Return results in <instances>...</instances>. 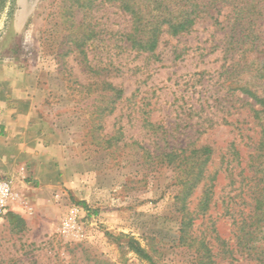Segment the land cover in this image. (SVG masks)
<instances>
[{"label": "rangeland", "instance_id": "rangeland-1", "mask_svg": "<svg viewBox=\"0 0 264 264\" xmlns=\"http://www.w3.org/2000/svg\"><path fill=\"white\" fill-rule=\"evenodd\" d=\"M199 1L211 3L220 22L229 15L221 3ZM129 26L114 1L7 0L0 7V83L9 97L32 103L56 172L47 184L12 182L21 202L11 212L25 224L0 218V264H149L134 245L155 264H197L180 243L176 172L158 158L187 145L214 151V204L196 227L219 253L217 263L259 264L223 254L235 245L225 210L241 203L236 196L255 159L264 169L261 127L246 98L228 90L227 31L204 17L188 34L164 35L147 54L125 41ZM85 40L84 56L73 44ZM103 79L123 90L121 100L104 98Z\"/></svg>", "mask_w": 264, "mask_h": 264}, {"label": "trees", "instance_id": "trees-1", "mask_svg": "<svg viewBox=\"0 0 264 264\" xmlns=\"http://www.w3.org/2000/svg\"><path fill=\"white\" fill-rule=\"evenodd\" d=\"M105 1L117 2L119 9L130 17V26L125 29L123 36L131 50L139 53H155L164 35L179 37L188 34L204 17H211L215 26L227 31L223 51L232 62L226 70L232 81L228 90L233 96L239 93L248 101L246 103L255 124L261 127L263 136L256 147L264 148V0H212V5L221 3L230 9L229 15L222 22L211 15V3L199 0ZM6 2L7 0H0V7ZM86 40L73 44L84 56L82 47L87 44ZM90 70L96 73L95 69ZM97 73L106 78V69H98ZM102 85L104 98L108 95L109 100L119 101L123 98V90L114 87L107 79L102 80ZM107 110L102 109L98 113L102 114ZM239 153V150H234L235 156H239ZM213 154L214 151L209 146L197 148L187 145L158 157L176 172L177 184L181 188L175 197L181 214L180 243L194 252L197 264H218L219 253L214 254L211 241H207L205 232H200L196 227L199 220L204 221L214 204L219 171L210 170ZM257 160L250 167L251 174L243 176L245 169L241 173L244 183L242 182L240 193L236 196L241 203L225 210V214L233 220L235 245L232 249H225L223 254L230 257L235 253L241 254L247 256V259L264 264V245H257L264 238V169H261L262 163L256 165ZM199 188L202 189L201 197L194 209H191V199ZM247 206L249 211L246 210ZM5 216L12 222L25 224L12 212ZM132 250L149 264H155L139 245L132 246ZM101 264L109 263L104 261Z\"/></svg>", "mask_w": 264, "mask_h": 264}, {"label": "crops", "instance_id": "crops-1", "mask_svg": "<svg viewBox=\"0 0 264 264\" xmlns=\"http://www.w3.org/2000/svg\"><path fill=\"white\" fill-rule=\"evenodd\" d=\"M8 94L0 83V178L12 182L29 178L30 184H47L56 175L55 160L45 150V135L32 103Z\"/></svg>", "mask_w": 264, "mask_h": 264}, {"label": "built area", "instance_id": "built-area-1", "mask_svg": "<svg viewBox=\"0 0 264 264\" xmlns=\"http://www.w3.org/2000/svg\"><path fill=\"white\" fill-rule=\"evenodd\" d=\"M20 202V196L14 191L12 181L7 178H0V218L11 212L12 208Z\"/></svg>", "mask_w": 264, "mask_h": 264}]
</instances>
